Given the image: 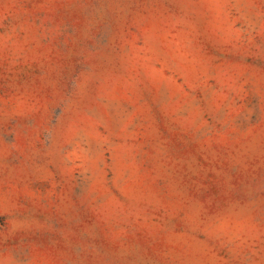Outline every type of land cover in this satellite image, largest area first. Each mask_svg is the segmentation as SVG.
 Returning a JSON list of instances; mask_svg holds the SVG:
<instances>
[{"label":"rangeland","instance_id":"1","mask_svg":"<svg viewBox=\"0 0 264 264\" xmlns=\"http://www.w3.org/2000/svg\"><path fill=\"white\" fill-rule=\"evenodd\" d=\"M0 264H264V0H0Z\"/></svg>","mask_w":264,"mask_h":264}]
</instances>
